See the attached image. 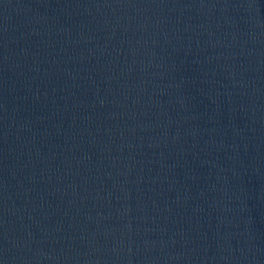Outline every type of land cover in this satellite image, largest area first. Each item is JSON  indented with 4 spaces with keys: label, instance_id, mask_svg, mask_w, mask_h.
I'll return each instance as SVG.
<instances>
[{
    "label": "water",
    "instance_id": "1",
    "mask_svg": "<svg viewBox=\"0 0 264 264\" xmlns=\"http://www.w3.org/2000/svg\"><path fill=\"white\" fill-rule=\"evenodd\" d=\"M0 264H264V0H0Z\"/></svg>",
    "mask_w": 264,
    "mask_h": 264
}]
</instances>
